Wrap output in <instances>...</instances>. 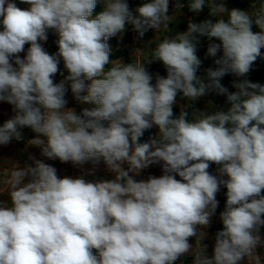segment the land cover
Instances as JSON below:
<instances>
[{
	"label": "clouds",
	"instance_id": "9594fccd",
	"mask_svg": "<svg viewBox=\"0 0 264 264\" xmlns=\"http://www.w3.org/2000/svg\"><path fill=\"white\" fill-rule=\"evenodd\" d=\"M20 3L29 7L0 0V102L15 113L0 126V145L21 140L19 129L27 127L36 134L28 144L42 156L79 166L103 161L114 179L61 178L34 157V167L15 165L9 199L0 200V264H184L192 237L198 248L191 264H264V84L242 79L229 92L221 83L227 74L246 77L264 59V0H252L247 10L189 0L190 11L206 7L215 20H190L146 61L129 63L111 59L109 39L129 25L137 39L149 29L167 31L169 0H142L135 12L128 0ZM49 30L58 36L55 54L41 43ZM199 37L210 41L207 56L222 53L203 77ZM61 60L68 75L55 83ZM153 62L167 73H157L155 83L145 67ZM66 83L92 107L79 114L66 107ZM211 92L226 96L229 107L213 104L215 111L189 118L181 106L174 114L178 94L196 101ZM154 126L157 135L141 142ZM155 164L162 175L135 179ZM221 187L223 228L209 257L202 240Z\"/></svg>",
	"mask_w": 264,
	"mask_h": 264
},
{
	"label": "rangeland",
	"instance_id": "374dc122",
	"mask_svg": "<svg viewBox=\"0 0 264 264\" xmlns=\"http://www.w3.org/2000/svg\"><path fill=\"white\" fill-rule=\"evenodd\" d=\"M17 4V6L21 9H25L29 7V5L20 3V0H13ZM142 2V0H128V4L130 9L135 12L136 7ZM189 0H180V3H182L183 7L180 9H176L177 0H169V12L168 15L171 16L170 19V25L169 29L167 31H159L154 33V30L149 29L143 38L137 39V33L133 31L132 26L129 25L126 28V31L120 35L118 34L115 37H112L109 39L108 43L110 44L112 48V56L111 59H119L123 63H129L131 60L136 61L139 60L141 62L146 61L150 55H151V49L156 46V44L160 41H162L164 38L168 36H174L176 32H184L187 30L188 22L191 20L194 23H201L205 19H212L214 20V17L209 16V10L205 7L202 11L198 13H194L189 10L188 6ZM226 5L229 8H239L241 10H247L250 6V3L252 0H224ZM102 5H97V8L95 9V12L98 13L102 10ZM0 30H2V25H0ZM253 31H259V28L253 25ZM58 36L56 33L52 30H49L48 32V39L47 41H41L44 49L50 53L52 51L57 52L58 46L57 41ZM212 43H219L218 40L213 39L211 41ZM210 41H207L203 43L199 38V46L200 50L197 52V56L201 59L202 64L200 69L197 72V75L199 76H206V69L212 68L215 69L218 67L214 63L215 59H218L222 53H218L216 57H210L207 56V48ZM29 45H25V51L20 53V57L23 58L26 55L27 48ZM139 49L138 51H136ZM264 52V49L261 50ZM260 58H258L252 68L256 66L257 62ZM146 69L153 75V83H155V76L158 73L160 76L166 77V69L162 65L161 62H153L151 64L145 65ZM67 70L64 68L63 61H60L59 64V71L58 73L53 77L55 83H60L65 76H67ZM245 77H237L234 76L231 80V89L230 92L235 91L236 89L233 87V82H238ZM223 79V78H222ZM221 79V80H222ZM66 94L65 99L67 101L66 107L68 108H74L76 112L79 114L81 113L83 108H91L92 105L89 104H81L79 103L75 98L73 93L71 92L70 87L66 83ZM177 105L174 106L173 111L175 115H179V112L181 110V106L184 107V110L189 113V118H191V114L194 111H215L216 108L213 105L214 103L210 100L209 96L206 95L204 97L199 98L196 101H189L187 98L183 97L182 94L177 95ZM152 130L155 137L158 133V128L153 127L149 129V131ZM146 130L144 132V135L141 137V142H146L149 140L150 136L147 134ZM58 160V159H57ZM53 167L57 170V175L61 178L65 176H69L72 178L81 177L83 176L87 180H111L114 179V173L108 171L106 165L101 161L99 164H93L92 162L85 163L82 166L79 165H73L71 162L62 163L59 160L54 162L52 164ZM127 166L125 165V168ZM218 166L213 164L210 166L209 171L212 174H216V168ZM162 167L160 164L151 165L150 168L144 169L139 176L137 175L135 179H147L148 176H156L159 177L162 175ZM177 179H180L177 176ZM226 189L221 187L220 192L217 194V200L219 201L218 208L216 209V212L214 216L212 217L210 226L205 230L206 235L204 239L202 240V243L207 245L206 249V255L209 257L212 256L213 253V247L215 244V234L217 231L222 230L223 224L219 218V214L221 211L224 210L225 202H226ZM1 197V196H0ZM262 229V227H261ZM261 236H264V231L260 230ZM197 240L200 239V237L196 238ZM189 242L194 244V250L193 253H190L187 257L183 258L184 264H191L192 255L197 250L198 245H195V237L189 238ZM262 252V259H264V250H261ZM179 264V262H177ZM241 264H247L246 261H242Z\"/></svg>",
	"mask_w": 264,
	"mask_h": 264
},
{
	"label": "crops",
	"instance_id": "0c3cea01",
	"mask_svg": "<svg viewBox=\"0 0 264 264\" xmlns=\"http://www.w3.org/2000/svg\"><path fill=\"white\" fill-rule=\"evenodd\" d=\"M55 53V51H52L49 54ZM14 114L12 105L7 102H0V126ZM19 130L23 136L21 140L17 141L16 139H12L9 144L0 145V200L4 201L9 199L8 193L10 185L8 181L15 165L21 169L26 166L34 167L33 157L36 160H42L44 163L50 165L58 161L57 159L51 160L42 156L40 148L28 144V141L36 136L30 128L24 127ZM28 180H30V177H25V182ZM261 230L262 232L264 231V226H262Z\"/></svg>",
	"mask_w": 264,
	"mask_h": 264
},
{
	"label": "trees",
	"instance_id": "16d2710c",
	"mask_svg": "<svg viewBox=\"0 0 264 264\" xmlns=\"http://www.w3.org/2000/svg\"><path fill=\"white\" fill-rule=\"evenodd\" d=\"M199 38L203 43L209 41L206 37H199ZM197 47H198L197 52H199L200 46L198 45ZM234 76L235 75L233 74H227L221 80L222 85L226 87L229 92L231 89V83H232L231 80ZM244 79H247L251 82H258L260 84H264V59H259L256 66L252 68V70L249 72V74ZM208 96L217 108H223L226 110L229 107V105L226 102V96L217 95L215 92L209 93ZM147 134L150 137H153L154 135L152 130L150 131L148 130Z\"/></svg>",
	"mask_w": 264,
	"mask_h": 264
},
{
	"label": "built area",
	"instance_id": "2783aa9c",
	"mask_svg": "<svg viewBox=\"0 0 264 264\" xmlns=\"http://www.w3.org/2000/svg\"><path fill=\"white\" fill-rule=\"evenodd\" d=\"M139 176V175H138Z\"/></svg>",
	"mask_w": 264,
	"mask_h": 264
}]
</instances>
